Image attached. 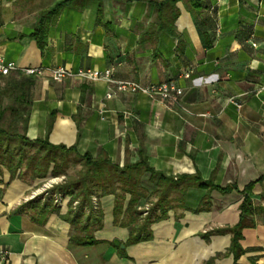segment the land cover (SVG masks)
Segmentation results:
<instances>
[{"label": "crops", "instance_id": "obj_1", "mask_svg": "<svg viewBox=\"0 0 264 264\" xmlns=\"http://www.w3.org/2000/svg\"><path fill=\"white\" fill-rule=\"evenodd\" d=\"M59 1L0 0L2 58L44 70L34 78L25 138L74 146L80 157L119 168L144 159L164 176H199L234 189L189 186L183 208L152 223L149 241L121 246V258L110 242L124 243L128 229L113 224L112 195L98 199L97 243L72 245L70 237L83 233L64 221L69 198L55 191L63 198L52 201L59 213L38 214L32 191L40 179L2 174L0 249L9 256L0 264H264V0H71L48 18L40 49L33 34ZM57 67H113L116 80L173 81L182 95L175 103L142 94L106 99L108 83L55 82L49 71ZM252 182L259 210L241 231L234 261L225 231L239 222L240 192ZM204 202L207 211L195 212ZM88 248L98 249L94 259Z\"/></svg>", "mask_w": 264, "mask_h": 264}, {"label": "trees", "instance_id": "obj_2", "mask_svg": "<svg viewBox=\"0 0 264 264\" xmlns=\"http://www.w3.org/2000/svg\"><path fill=\"white\" fill-rule=\"evenodd\" d=\"M70 1L61 0L46 13L45 20L42 21L41 26L33 34V38L40 49H43L46 44L48 18ZM34 78L21 73L0 76V83H2L0 85V124L5 117V113L9 111L10 123L20 124L22 131H25ZM2 137H8V141L4 143ZM13 139L18 140V145H11L9 140L12 141ZM28 149L37 150V153L42 151L43 156L41 158L25 157V151ZM60 153L74 154L80 157L74 146L69 148L61 145L53 146L48 143L47 139L28 141L24 134H8L0 128V176L3 174V169L10 176H20L22 166L25 164L26 169L32 171L33 178L42 179L46 176L51 165L53 168H57L56 156ZM81 158L89 166L88 176L69 180L55 188L57 193H64L69 198L67 213L63 217L64 221L70 225L74 232L83 233L82 237L78 235L70 237L69 243L78 246L97 243L92 237V232L101 228L102 212L99 209L98 199L106 195H112L114 197L113 224L128 229V238L124 243L110 242V245L116 249L118 256L121 258L126 257L121 246L127 247L139 242L149 241L151 239L149 226L152 223L165 219L166 213L170 209L183 208L185 191L189 186L215 190L219 193H227L234 189V187L221 188L211 181L201 180L199 176H164L148 167L144 159L138 164L125 165L123 168H119L107 158L92 159L88 154L81 156ZM59 161L62 165L65 163V158L61 157ZM17 171L19 173L16 175ZM145 173L149 175L148 179L142 181V174ZM52 177H57L54 175V170L52 171ZM254 184L255 182L248 184L240 192L243 199L239 206V222L225 231L231 234L229 252L232 253L234 261L242 254V249L239 246L241 231L252 226L249 218L259 210V207L254 206L249 195ZM149 189H152L150 194L148 193ZM126 196H128V201L124 208ZM152 196L155 197V201L150 203V208L146 211V215L142 217L140 209L143 208L144 204H147L148 198ZM93 198H95V201H93ZM141 201L142 206L140 205ZM74 202H76V205L73 207ZM208 203H202L195 212L207 211ZM32 205H34V209L38 211V214H42L46 209L54 214L59 213V209L53 204L52 199L41 202L40 198H35ZM91 223H96L97 226L91 228Z\"/></svg>", "mask_w": 264, "mask_h": 264}, {"label": "built area", "instance_id": "obj_3", "mask_svg": "<svg viewBox=\"0 0 264 264\" xmlns=\"http://www.w3.org/2000/svg\"><path fill=\"white\" fill-rule=\"evenodd\" d=\"M44 70L42 68H25L18 69L14 62H5L0 53V76H7L11 73H21L25 76H41ZM114 68L110 67L105 70L95 68L77 69L72 71L65 67H57L49 71L52 81L59 82L64 78L78 79L83 81H104L111 86V90L106 94V99H111L114 93L121 94H142L151 99H159L175 103L176 99L182 95V89L178 88L173 81H167L159 84L140 85L133 81H119L114 79ZM189 77V73L184 75ZM32 198H35L32 196ZM62 197L57 195L54 204H59ZM95 201V199H93ZM9 256L8 251L0 249V262H5Z\"/></svg>", "mask_w": 264, "mask_h": 264}, {"label": "rangeland", "instance_id": "obj_4", "mask_svg": "<svg viewBox=\"0 0 264 264\" xmlns=\"http://www.w3.org/2000/svg\"><path fill=\"white\" fill-rule=\"evenodd\" d=\"M0 85H2V83H0ZM10 120H11L10 113L9 111H7L5 113V117L2 123L0 124V128L8 132V134H13V133H17L18 135L24 134V132L22 131L21 125L18 123L11 124ZM2 138H3L2 140L4 141V143L8 141V137H2ZM9 142L11 143V145H15V144L18 145L17 139H13L12 141L9 140ZM25 152H26L25 157L41 158L43 156L42 151L37 153V150H34V149L33 150L28 149ZM61 157L65 158V163L62 165H60V161H59ZM56 159H57V164H56L57 168H53V166L51 165L47 171L46 176L40 179L36 187L33 189L32 196H34L35 198L37 199L44 198L45 201L52 199V201L54 202L55 197L57 196L54 194V191H56L55 188L57 186L64 184V182H68L69 180H72V179L73 180L79 179L81 176H88L87 170L89 166L86 165L85 160H83L81 157H77L74 154L67 155V154L60 153L59 155L56 156ZM53 170H54V175H56L57 177H52ZM2 173L5 176H7L8 172L5 169H3ZM17 173H19V171L16 172V175ZM20 176H33V174H32V171L26 169L25 164H23ZM30 196H31V193H30ZM154 201H155V197L152 196L148 198L147 205L144 207L145 211H142V217L146 215V211L151 206L150 203ZM60 203L62 202H59V204ZM97 250L98 249H94V248L87 249L90 259L91 258L94 259L96 257Z\"/></svg>", "mask_w": 264, "mask_h": 264}]
</instances>
